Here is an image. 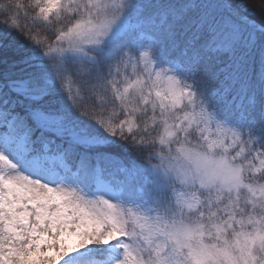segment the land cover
<instances>
[{"label":"snow or ice","instance_id":"snow-or-ice-1","mask_svg":"<svg viewBox=\"0 0 264 264\" xmlns=\"http://www.w3.org/2000/svg\"><path fill=\"white\" fill-rule=\"evenodd\" d=\"M0 264H264V16L0 0Z\"/></svg>","mask_w":264,"mask_h":264},{"label":"trees","instance_id":"trees-1","mask_svg":"<svg viewBox=\"0 0 264 264\" xmlns=\"http://www.w3.org/2000/svg\"><path fill=\"white\" fill-rule=\"evenodd\" d=\"M245 3L256 13L257 17L261 16L259 12L264 9V0H245Z\"/></svg>","mask_w":264,"mask_h":264},{"label":"bare ground","instance_id":"bare-ground-1","mask_svg":"<svg viewBox=\"0 0 264 264\" xmlns=\"http://www.w3.org/2000/svg\"><path fill=\"white\" fill-rule=\"evenodd\" d=\"M253 4V3H252ZM254 5V4H253ZM259 15H261V16H263L264 15V9L263 10H261L260 12H259Z\"/></svg>","mask_w":264,"mask_h":264}]
</instances>
